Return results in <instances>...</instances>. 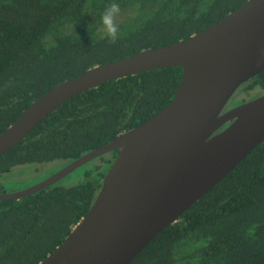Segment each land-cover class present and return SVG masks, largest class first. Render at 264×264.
<instances>
[{"label":"trees","instance_id":"16d2710c","mask_svg":"<svg viewBox=\"0 0 264 264\" xmlns=\"http://www.w3.org/2000/svg\"><path fill=\"white\" fill-rule=\"evenodd\" d=\"M247 1L118 0L113 43L101 22L112 0H0V134L60 83L187 39ZM180 76L178 67L155 69L70 98L0 156V176L30 164L65 166L107 144L161 111ZM238 91L252 97L240 103L264 94V71ZM116 154L85 164L72 183L0 201V264H39L51 254L92 205ZM129 264H264V141Z\"/></svg>","mask_w":264,"mask_h":264},{"label":"water","instance_id":"95a60500","mask_svg":"<svg viewBox=\"0 0 264 264\" xmlns=\"http://www.w3.org/2000/svg\"><path fill=\"white\" fill-rule=\"evenodd\" d=\"M173 67L181 69L178 86L157 114L42 182L0 194V201L19 200L117 152L88 211L39 264H129L264 141V94L221 114L234 92L264 71V0H248L187 39L94 66L48 90L0 134V156L70 98Z\"/></svg>","mask_w":264,"mask_h":264},{"label":"rangeland","instance_id":"374dc122","mask_svg":"<svg viewBox=\"0 0 264 264\" xmlns=\"http://www.w3.org/2000/svg\"><path fill=\"white\" fill-rule=\"evenodd\" d=\"M244 98L249 99L252 97L240 94L237 89L228 101V105H239ZM62 167H64V164L60 161L15 167L8 173L0 176L2 190H4L5 193H13L24 190L47 179L49 176L58 172ZM82 170L83 167L79 168L78 170L61 180L62 183L68 184L76 181L78 176L82 174Z\"/></svg>","mask_w":264,"mask_h":264},{"label":"clouds","instance_id":"9594fccd","mask_svg":"<svg viewBox=\"0 0 264 264\" xmlns=\"http://www.w3.org/2000/svg\"><path fill=\"white\" fill-rule=\"evenodd\" d=\"M120 13V4L118 0H112L101 16L104 33L110 42L115 43L120 38V29L116 23V17Z\"/></svg>","mask_w":264,"mask_h":264},{"label":"flooded vegetation","instance_id":"af4514ba","mask_svg":"<svg viewBox=\"0 0 264 264\" xmlns=\"http://www.w3.org/2000/svg\"><path fill=\"white\" fill-rule=\"evenodd\" d=\"M235 106H237V105L230 106V105H228V103H227V105H225V107H224L223 110L221 111V114L225 113L226 111L230 110L231 108H233V107H235ZM229 123H230V122H229ZM229 123L225 124V125L221 128V130H222L223 128H225Z\"/></svg>","mask_w":264,"mask_h":264}]
</instances>
